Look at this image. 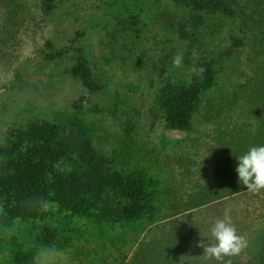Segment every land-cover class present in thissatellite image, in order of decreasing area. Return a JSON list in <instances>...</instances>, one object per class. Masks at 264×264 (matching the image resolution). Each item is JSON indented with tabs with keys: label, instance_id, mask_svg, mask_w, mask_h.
Wrapping results in <instances>:
<instances>
[{
	"label": "rangeland",
	"instance_id": "374dc122",
	"mask_svg": "<svg viewBox=\"0 0 264 264\" xmlns=\"http://www.w3.org/2000/svg\"><path fill=\"white\" fill-rule=\"evenodd\" d=\"M215 2L216 15L201 25L170 0H0V147L12 125L77 116L95 127L106 156L160 182L170 219L246 189L238 156L264 146V0ZM177 53L181 67L173 65ZM80 56L104 90L90 92L72 77ZM203 57L226 58L218 87L190 131H170L157 97L169 84L192 83ZM78 227L81 237L69 249H44L36 264L177 263L194 237L182 227L173 251L162 248L171 242L162 235ZM144 243L150 247L141 252Z\"/></svg>",
	"mask_w": 264,
	"mask_h": 264
},
{
	"label": "trees",
	"instance_id": "16d2710c",
	"mask_svg": "<svg viewBox=\"0 0 264 264\" xmlns=\"http://www.w3.org/2000/svg\"><path fill=\"white\" fill-rule=\"evenodd\" d=\"M170 1L186 9L190 19L201 25L219 9L215 0ZM164 18L175 20L169 14ZM180 26L186 31L184 25ZM240 44L235 41V47ZM234 53L229 51L228 55ZM225 60L203 57L193 67L205 69L202 77L194 72L192 83L169 84L162 89L156 103L168 130L193 128L207 95L218 87ZM71 75L90 92L105 88L82 56ZM95 137V127L77 116L59 123L12 125L7 130L0 147V264H36L44 249H69L81 237L79 222L93 229L112 226L142 236L149 234L153 240L162 235L172 242H165L162 248L173 251L179 248L176 233L190 226L194 237L184 248V259L177 263L161 260V264H220L206 258L199 245L201 241L208 243L212 226L228 211L248 246L240 255L225 260L230 259L231 264H264V190L252 193L246 188L170 219L165 213L160 182L145 170L133 173L120 167L101 151ZM27 229L23 241L22 231ZM149 247L144 243L141 252Z\"/></svg>",
	"mask_w": 264,
	"mask_h": 264
},
{
	"label": "clouds",
	"instance_id": "9594fccd",
	"mask_svg": "<svg viewBox=\"0 0 264 264\" xmlns=\"http://www.w3.org/2000/svg\"><path fill=\"white\" fill-rule=\"evenodd\" d=\"M182 61L183 57L179 53L173 57L175 67H181ZM193 71L202 77L205 69L193 68ZM235 171L239 183L246 186L247 191L259 193L264 190V146H252L245 154L238 156ZM199 246L203 247L206 258L215 259L220 264H231V260L225 258L240 255L247 248L248 241L238 233L231 217L226 213L223 219L216 220L212 226L208 243L201 241Z\"/></svg>",
	"mask_w": 264,
	"mask_h": 264
}]
</instances>
